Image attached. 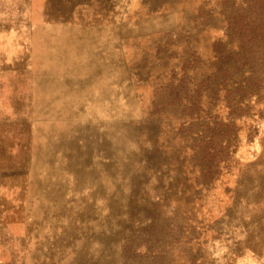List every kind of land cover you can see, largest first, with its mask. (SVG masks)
I'll return each mask as SVG.
<instances>
[{
	"label": "rangeland",
	"instance_id": "374dc122",
	"mask_svg": "<svg viewBox=\"0 0 264 264\" xmlns=\"http://www.w3.org/2000/svg\"><path fill=\"white\" fill-rule=\"evenodd\" d=\"M222 8L0 0V264H144L165 243L184 264L189 229L210 264H264V101L198 191L183 114L159 97L186 44L195 83L235 48Z\"/></svg>",
	"mask_w": 264,
	"mask_h": 264
},
{
	"label": "trees",
	"instance_id": "16d2710c",
	"mask_svg": "<svg viewBox=\"0 0 264 264\" xmlns=\"http://www.w3.org/2000/svg\"><path fill=\"white\" fill-rule=\"evenodd\" d=\"M222 4L225 43H234L235 48L220 55L215 68L195 83L189 70L194 52L186 44L182 48L187 58L181 62L179 76L159 93L163 105H172L183 114L179 127L191 141L187 144L190 172L194 182L206 189L207 181L217 178L219 169L234 157L240 129L244 127L247 135L254 129L248 121L249 107L264 101V0H222ZM171 230L173 226H167L163 236L169 237ZM189 230V236L182 235L185 239L180 246L184 264H210L200 248L204 247L203 235ZM166 247V243L157 245L156 256H149L144 264H170L168 258L161 260Z\"/></svg>",
	"mask_w": 264,
	"mask_h": 264
},
{
	"label": "water",
	"instance_id": "95a60500",
	"mask_svg": "<svg viewBox=\"0 0 264 264\" xmlns=\"http://www.w3.org/2000/svg\"><path fill=\"white\" fill-rule=\"evenodd\" d=\"M191 172H187V174H190ZM195 186H196V188H197V190L198 191H201L202 189H205V187H202V186H198V184L197 183H195ZM194 207H192V208H194V211L195 212H197V213H199V212H202V201L201 200H199V199H196L195 201H194Z\"/></svg>",
	"mask_w": 264,
	"mask_h": 264
}]
</instances>
